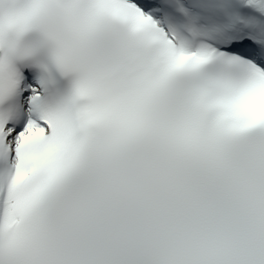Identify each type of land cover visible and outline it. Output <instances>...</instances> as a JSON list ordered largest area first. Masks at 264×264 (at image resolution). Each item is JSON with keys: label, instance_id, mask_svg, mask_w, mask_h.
Masks as SVG:
<instances>
[{"label": "snow or ice", "instance_id": "6c2138e0", "mask_svg": "<svg viewBox=\"0 0 264 264\" xmlns=\"http://www.w3.org/2000/svg\"><path fill=\"white\" fill-rule=\"evenodd\" d=\"M0 264H264V0H0Z\"/></svg>", "mask_w": 264, "mask_h": 264}]
</instances>
